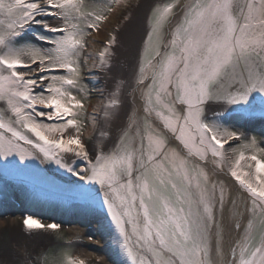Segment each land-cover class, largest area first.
I'll return each mask as SVG.
<instances>
[{"label": "snow or ice", "instance_id": "snow-or-ice-1", "mask_svg": "<svg viewBox=\"0 0 264 264\" xmlns=\"http://www.w3.org/2000/svg\"><path fill=\"white\" fill-rule=\"evenodd\" d=\"M127 3L0 0V179L55 164L72 178L57 186L67 203L104 217L125 264H264V147L227 124L264 118V0H159L130 73L116 59L119 29L84 57L91 32ZM88 59L104 83L91 144L78 98ZM226 165L243 208L219 179Z\"/></svg>", "mask_w": 264, "mask_h": 264}, {"label": "rangeland", "instance_id": "rangeland-1", "mask_svg": "<svg viewBox=\"0 0 264 264\" xmlns=\"http://www.w3.org/2000/svg\"><path fill=\"white\" fill-rule=\"evenodd\" d=\"M147 2L153 6L159 0H147L146 4ZM141 3L143 4L144 0H128L127 6H116L113 12L108 13V19L100 24L101 31H92L87 38L89 46L85 49L84 57L86 58L88 54H92L94 57L114 30L122 27L125 19H121V17L126 12L133 14V10ZM85 4L88 5L86 11H91L94 0H85ZM150 7L146 12L147 27ZM94 62V59H88L83 66L84 75L81 79V86L87 89V95L78 94V98L85 99L86 105V112L80 117L84 122L82 138L86 144H91L94 138L95 129L92 125L91 114L93 107L98 108L101 105L100 91L104 88V83L99 77L88 75L90 71H95L92 69ZM90 79L93 83L88 82ZM227 124L230 127L234 126V130L238 129L243 132L248 139L255 137L260 146L264 147V118L230 119ZM245 142L244 139L233 141L231 147L239 148ZM229 152L231 154V149ZM35 163L39 168L45 170L42 175L36 170H28L26 172H10L8 179H0V264H24L26 260L32 261L34 259L39 262L44 256H47L48 260L41 262V264H62L67 257L78 260L77 254L82 249L93 254H105L110 264H125V258L115 243L113 232L108 227L104 217L87 208L70 205L67 203L68 194L59 191L57 186H66V181L72 178L67 176L63 170L57 169L55 164L40 165L39 161ZM80 166L83 167L84 165L81 163ZM226 172L227 165L225 166V173L219 174V179L225 184L226 191L232 194L231 199L235 200L240 208H243L244 194L238 190V185L232 178L226 176ZM221 175L232 180L236 189L232 190L228 186L227 180ZM44 177L54 181V185L47 183ZM213 178L216 179L217 177L214 176ZM27 215L39 219L44 224L59 223L61 228L57 231H29L22 223ZM14 217L18 219L16 224L9 222V220L16 219ZM83 222L87 224L84 227L85 232L81 235H72L71 227H79ZM231 231L237 234L236 237L232 238L233 246L241 239L243 229ZM97 238L103 240L105 248H98L91 243ZM227 240L228 236L226 235L224 240L225 253L228 251L226 249ZM20 249H25V254H21ZM84 262L85 264H96V260L93 258Z\"/></svg>", "mask_w": 264, "mask_h": 264}, {"label": "bare ground", "instance_id": "bare-ground-1", "mask_svg": "<svg viewBox=\"0 0 264 264\" xmlns=\"http://www.w3.org/2000/svg\"><path fill=\"white\" fill-rule=\"evenodd\" d=\"M146 1L147 0H144L142 7H139V8L136 7L132 12L133 14H129L128 19H126L122 27L119 28L118 38L120 40V43L117 45L115 49L116 59L119 61L123 70L128 73L131 72L133 66L136 63L139 53L142 50L141 37L143 36L145 29L147 28L146 12L148 11L149 7L152 5V4L150 5V3L148 2L146 4ZM221 177L227 180L228 186L231 187L232 190L236 189V186L234 185L232 180L227 179L224 175H221ZM17 221H18L17 218L13 220H9L10 223H15V224L17 223ZM86 225L87 224L83 222L80 224L79 227L72 226L70 229L72 235L83 234V232H85L84 227ZM227 236H228V240L226 242V249L229 250L232 247V242L234 243V241H232V238L236 237L237 234H234L233 231L229 230ZM91 243L98 246V248H105V246L103 245L104 242L100 238L93 240V242ZM101 244H102V247H101ZM24 251L25 249L19 250L21 254L24 253ZM77 257H78V260H83V261L93 258L94 260H96V264H110V261L105 254L103 255L93 254L92 252L86 251L85 249H82L77 254Z\"/></svg>", "mask_w": 264, "mask_h": 264}]
</instances>
